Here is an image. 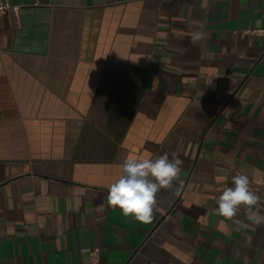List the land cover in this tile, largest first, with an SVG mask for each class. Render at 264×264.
<instances>
[{"label":"crops","instance_id":"obj_1","mask_svg":"<svg viewBox=\"0 0 264 264\" xmlns=\"http://www.w3.org/2000/svg\"><path fill=\"white\" fill-rule=\"evenodd\" d=\"M0 14V264H264V0H10ZM208 38L191 42L193 31ZM184 181L150 224L108 207L128 156Z\"/></svg>","mask_w":264,"mask_h":264},{"label":"clouds","instance_id":"obj_2","mask_svg":"<svg viewBox=\"0 0 264 264\" xmlns=\"http://www.w3.org/2000/svg\"><path fill=\"white\" fill-rule=\"evenodd\" d=\"M208 38L203 30L191 33L196 44ZM182 161L169 158L167 153L151 158L150 155L128 156L122 163L119 179L108 187V207L122 211L125 217L142 224H150L157 207V195L162 190L175 189L179 195L184 181L181 178ZM216 215L235 221L241 208L249 222L264 223V198L251 187L246 174L232 177V186H225L216 199Z\"/></svg>","mask_w":264,"mask_h":264},{"label":"built area","instance_id":"obj_3","mask_svg":"<svg viewBox=\"0 0 264 264\" xmlns=\"http://www.w3.org/2000/svg\"><path fill=\"white\" fill-rule=\"evenodd\" d=\"M12 6L10 0H0V14L4 13L8 8ZM255 32L257 33H264V29H256ZM91 260L90 264H95L100 257V249L99 247H95L90 252Z\"/></svg>","mask_w":264,"mask_h":264}]
</instances>
